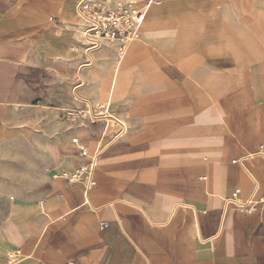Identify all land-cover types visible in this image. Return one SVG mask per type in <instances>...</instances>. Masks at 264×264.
Segmentation results:
<instances>
[{"label": "crops", "instance_id": "1", "mask_svg": "<svg viewBox=\"0 0 264 264\" xmlns=\"http://www.w3.org/2000/svg\"><path fill=\"white\" fill-rule=\"evenodd\" d=\"M158 1L88 58L78 0H0V264H264V0Z\"/></svg>", "mask_w": 264, "mask_h": 264}, {"label": "built area", "instance_id": "2", "mask_svg": "<svg viewBox=\"0 0 264 264\" xmlns=\"http://www.w3.org/2000/svg\"><path fill=\"white\" fill-rule=\"evenodd\" d=\"M159 5L158 0H149L146 6L139 7L131 0L111 4V0H78L76 4V14L83 21L84 28L81 31V37L85 43V53L90 57V53L99 49L101 43L118 42L123 48L137 41L140 36V28L148 12L151 4ZM111 5V6H110ZM90 61L86 62L89 64ZM80 83L79 85H81ZM81 107L67 108L62 111L61 118L68 123H90L96 124L99 121H107L112 118L106 114L104 106H93L87 101L79 100ZM120 127V131L114 136L112 143L127 133V127L122 121H116ZM72 143L76 146L81 157L89 158V162L69 174L62 177L68 184H82L85 191L91 190L95 186L94 173L98 166V160L103 153V149L94 152L88 156V151L78 142L72 139ZM256 156L264 160V147H260L256 152ZM249 155L241 161H233V163L244 162L246 159L252 158ZM239 191L236 190L229 198L236 205L244 209L247 213L255 211V203L250 200L241 202L238 199ZM264 201V200H263ZM106 228L107 225H102ZM23 260L20 250H15L7 254L5 257L6 264H19Z\"/></svg>", "mask_w": 264, "mask_h": 264}, {"label": "rangeland", "instance_id": "3", "mask_svg": "<svg viewBox=\"0 0 264 264\" xmlns=\"http://www.w3.org/2000/svg\"><path fill=\"white\" fill-rule=\"evenodd\" d=\"M125 1H127V0H111V4H112V5H115V3H118V2H125ZM131 1L135 2V3L137 4V6H138V5H141V4H140V1H141V0H131ZM110 6H111V5H110ZM58 121L61 122L62 124L67 125V122H66L65 120H63L61 117L58 118Z\"/></svg>", "mask_w": 264, "mask_h": 264}, {"label": "bare ground", "instance_id": "4", "mask_svg": "<svg viewBox=\"0 0 264 264\" xmlns=\"http://www.w3.org/2000/svg\"><path fill=\"white\" fill-rule=\"evenodd\" d=\"M109 2H110V0H109ZM124 52V51H123ZM77 98V97H76Z\"/></svg>", "mask_w": 264, "mask_h": 264}]
</instances>
